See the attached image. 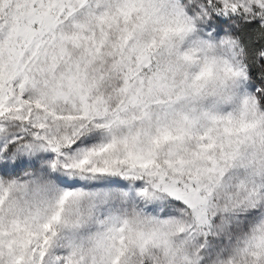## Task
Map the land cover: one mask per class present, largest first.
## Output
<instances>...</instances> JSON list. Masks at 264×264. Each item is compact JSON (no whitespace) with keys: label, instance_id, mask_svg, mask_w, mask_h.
<instances>
[{"label":"snow or ice","instance_id":"6c2138e0","mask_svg":"<svg viewBox=\"0 0 264 264\" xmlns=\"http://www.w3.org/2000/svg\"><path fill=\"white\" fill-rule=\"evenodd\" d=\"M0 264H264V0H0Z\"/></svg>","mask_w":264,"mask_h":264}]
</instances>
